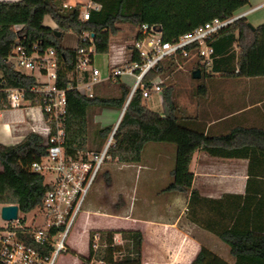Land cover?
<instances>
[{
  "label": "trees",
  "instance_id": "obj_1",
  "mask_svg": "<svg viewBox=\"0 0 264 264\" xmlns=\"http://www.w3.org/2000/svg\"><path fill=\"white\" fill-rule=\"evenodd\" d=\"M98 8L88 9V18L80 20L82 4L73 6L63 4L62 0H0V108L6 107L4 90L9 87L29 88L35 83L33 75L20 72L7 61L15 44L28 51L36 45L40 52L53 48L58 56L57 85L66 88L69 82L75 84V64L80 47L94 46L97 54L108 53L111 37L120 29L121 23H130L136 30L142 23H156L162 28L164 39H171L189 31L208 20L228 19L239 13L249 4V0H91ZM162 8H161V7ZM166 9L173 17L172 24L164 18ZM146 10L156 11L148 18ZM49 16L55 28L43 23ZM246 15L241 16L220 29L210 40L213 48L209 66L200 69V77L212 81L220 78L264 76V23L251 29ZM16 26H20L16 28ZM58 31L60 34L57 35ZM66 31L79 34L88 31L93 34L91 42L77 39L76 46H66L63 36ZM131 47L127 44V48ZM139 61L134 55L128 62ZM253 62V64H252ZM175 64L166 62L160 71L172 70ZM196 69L191 67L190 72ZM151 71L146 79L156 76ZM71 77V79H70ZM111 83L117 90L112 95H101L97 85ZM210 87V86H208ZM200 83L196 93L200 101L208 90ZM128 81L122 77H109L93 87V96H86L74 88L66 89L67 111L64 119L66 131L64 148L68 155L88 150L87 142L96 144L101 150L113 126L90 127L89 113L94 108L115 110L120 113L130 92ZM29 105L42 103L41 96L26 92ZM162 100L166 112L161 114L150 109L141 90L137 89L127 102L122 117L113 133V143L107 154L120 162H139L142 152L150 142L169 143L174 146L175 154L171 169V181L162 189L171 193H189L188 211L194 212V221L211 231L225 242L233 263L225 260L216 252L201 246L190 264H264V228H239L237 220L230 224L229 194L218 199L201 196L192 187L193 172L190 170L192 156L203 151L210 156L248 158V175L264 177V129L257 127H235L224 134H211L207 129V119L201 112L195 115L179 114L177 103L172 97L171 88L162 90ZM46 137L37 131H29L17 143L0 142V203L17 204L20 211L27 213L40 206L44 192L49 187L44 175L31 170L30 165L46 155ZM90 150V149H89ZM107 181L110 180L106 172ZM264 185V180L262 181ZM250 189L249 181L246 191ZM261 187L253 188L260 193ZM240 197V196H239ZM241 209H245L246 197ZM263 198L259 196L261 201ZM214 203L220 205L215 212ZM124 205L121 200L118 208ZM211 211V215H198L196 208ZM260 208V207H259ZM97 232L106 245L100 247L98 258L108 264H141L142 233L140 230H95L90 232L89 254L92 235ZM119 234L124 243L112 244L113 236ZM117 254V255H116ZM116 255V256H115Z\"/></svg>",
  "mask_w": 264,
  "mask_h": 264
},
{
  "label": "built area",
  "instance_id": "obj_2",
  "mask_svg": "<svg viewBox=\"0 0 264 264\" xmlns=\"http://www.w3.org/2000/svg\"><path fill=\"white\" fill-rule=\"evenodd\" d=\"M98 7L94 2L87 4L80 11V20L88 18L89 8ZM244 15L246 12L237 13L228 19L214 18L171 39H164L159 24L142 23L129 43L131 47L128 49L127 45H122L117 50L119 62L110 66L105 79L122 76L132 78L126 102L137 89L141 90L143 98H147L152 91H161L160 84L154 78L162 72L160 70L166 62L171 61L179 68L188 62L199 69L209 66L213 58L209 40L220 29ZM92 37L88 31L77 35V39L82 42H91ZM96 54L92 44L77 50L75 84L69 82L66 88L57 85L59 60L53 48L40 52L33 45L32 50L28 51L17 43L7 58L17 70L35 78V83L29 88H6L5 104L14 109L39 106L40 120L43 122L41 134L46 137L47 152L40 160L33 161L30 168L43 174L49 187L44 192L40 206L36 207L39 211L36 225L33 224L37 216L33 217L31 224H26L19 207L15 219L2 218L1 207L10 204L0 203V264H55L58 255L67 250L69 235L107 157L108 148L113 143L112 130L99 151L79 150L74 155H68L64 148L66 89L74 88L86 96H93V87L105 80L95 65ZM134 55L139 61L129 63L128 59ZM151 71L156 72V76L146 79ZM26 92L41 96L42 103L29 105L25 98ZM115 239L113 236L112 244H118ZM105 245L100 234L95 232L91 239V253L88 251L83 257L82 264H108L97 257L100 247Z\"/></svg>",
  "mask_w": 264,
  "mask_h": 264
},
{
  "label": "crops",
  "instance_id": "obj_3",
  "mask_svg": "<svg viewBox=\"0 0 264 264\" xmlns=\"http://www.w3.org/2000/svg\"><path fill=\"white\" fill-rule=\"evenodd\" d=\"M62 1L67 6L80 3L82 8L92 2L91 0ZM262 5L264 1L240 12H246L247 15L252 9ZM43 23L51 28L56 27L49 16L44 17ZM262 23L264 22L256 23L254 26ZM75 35L76 41L71 47L76 46L77 34ZM106 54L110 57L109 53ZM109 70L110 62L108 72ZM204 84L207 87L210 86L209 91L201 101L196 91L193 92L195 103L190 112L185 114L195 115L201 112L207 119L209 133L224 134L235 127L264 129V76L227 79L216 77L211 82L205 81ZM8 108H1L8 112V120L0 121V142L14 144L29 131H35V127L25 129L17 126L16 123L21 121L19 111ZM3 115L5 116L0 112V117ZM33 116L31 118L30 114H26V123L40 120L38 114L34 113ZM153 148L156 150L153 160L155 164H140L146 171L142 172L141 168L138 171V178L143 195L149 194L147 192L149 190L150 195L164 199L165 204L161 210L153 205L155 214L147 216L123 213L121 207L112 208L111 211L84 209L74 228L71 240L68 241L76 254L72 261L78 264L79 256L84 257L88 253L92 230L134 229L142 233L141 264H190L202 245L233 263L234 256L231 255L229 246L194 221V212L188 211L189 193L162 191L172 179L173 164H161L164 147ZM189 168L193 172L192 187L196 188L201 196L218 199L224 194L230 195L226 198L229 203L224 206L227 210L229 205L230 224L237 220L238 227L242 229L253 228L259 226L258 224L264 228V185L261 184L264 177L259 175L249 177L247 157L222 158L196 151ZM248 181L250 189L246 191ZM255 187H261L260 193L254 192ZM246 196L245 209H241ZM259 196L263 198L261 201ZM214 206L217 212V207L220 208V205L214 203ZM196 210L198 215L213 214L200 207ZM75 244H85V250L75 249L73 247Z\"/></svg>",
  "mask_w": 264,
  "mask_h": 264
},
{
  "label": "rangeland",
  "instance_id": "obj_4",
  "mask_svg": "<svg viewBox=\"0 0 264 264\" xmlns=\"http://www.w3.org/2000/svg\"><path fill=\"white\" fill-rule=\"evenodd\" d=\"M262 1L264 0H249V4L244 6L241 9V11L250 9V7L252 8L256 4ZM159 11L160 10H156V11L146 10L147 17L148 18L154 17L155 13H159ZM160 12L165 13L166 16L163 15L164 18H166V20L169 21L170 24H172L171 18L173 16L170 13H168L166 9H161ZM246 17L248 19V22H250L253 25L259 22H264V5L252 9L250 12L247 13ZM120 26L121 29L116 34H114L110 40V48H109L110 57L106 53L104 54L99 53L96 54L95 56V65L100 70L101 77L103 79H105L108 76L109 62H110V66L119 62L118 61L119 58H116L117 50L119 49V47H121L122 45L124 46L129 44L132 41L134 34L136 32V27L130 23H121ZM75 41H76V35L73 31H66L64 33L63 36L64 45L73 46L75 44ZM192 65L193 64H191L190 62L183 63L182 64L183 68H179L175 66L172 70L169 69L160 72L158 76L154 78V81L160 84L161 91L160 90L152 91L149 97L145 98L146 105L150 109L157 111L161 114H164L166 112V108L162 100V90L165 86H168L171 88L172 97L178 105L179 114L190 112L192 106L195 103V96H194L195 94H193V92L196 91V87L200 83L205 82L204 78L195 79L192 77L190 72ZM216 77L219 76L215 75L214 78ZM122 79H124L125 81L126 80L130 81L128 83L131 87L132 78L128 76H122ZM97 88L99 89L98 91L99 94L101 95H112L115 94L117 90L116 85H113L111 83L99 84L97 85ZM8 109L19 111L18 113L21 116L20 118L21 121L16 123L17 126L24 127L25 129H31L35 127V131L42 133L41 128L43 127V122L41 120H39L38 122L32 121L31 123L30 122L26 123L25 120L26 114H30V117L33 118L34 113H36L39 115L40 118L39 106L21 107L16 109L8 108ZM0 112L5 114V116L3 115L5 118L1 116L0 121L5 119L8 120V116H7L8 112H6V110L3 111V109L1 108H0ZM119 114L120 113L115 110L100 109L96 107L89 113L88 116L90 120L89 121L90 127L91 129L94 130L96 127L101 128L104 126H113L112 127L113 130ZM109 135L106 138L105 142L109 138ZM153 147H160V148L164 147L162 148L164 154L161 156L162 157L161 164H173L175 149L174 146L169 143H158V142L147 143V145L145 146L142 152L143 158L139 162H131V163L120 162L107 154V157L104 163L102 164L101 169L96 177V180L93 183L90 192L86 198V201L82 207V211L78 216L75 225L69 235V240H71L74 228L84 209H91V210L99 209L102 211H111L112 208H118L120 201L123 200L124 205L121 206V208L124 211L123 213L152 216L155 214L152 207L153 205L157 206L159 210H161L162 206L165 204L164 199L161 197H155L153 195H150L149 190H147L149 194H147L146 196L143 195L140 190V183H139L140 180L138 178V171H140V169L142 168L140 164H155L153 160L156 150ZM87 148L88 150H83V151L95 150L96 144L91 142V140L89 139L87 142ZM141 171L144 172L146 170L142 168ZM106 172L109 173L110 176L109 181H107L106 179ZM47 178L48 177H46V179ZM38 214L39 211L37 208H35L27 213H21L20 215L26 218V224H31L33 217L37 216L36 221L33 224L36 225L37 222L39 221ZM114 238H116L115 240L118 242V244L124 243V241L121 239V236L119 234H115ZM73 247L75 249L85 250L84 249L85 244L84 245L75 244ZM75 256L76 254L74 253V250H72L68 244L67 250L65 252H61L58 255L55 264H75L74 261H72ZM78 262H79L78 264H82L83 262L82 256H79Z\"/></svg>",
  "mask_w": 264,
  "mask_h": 264
},
{
  "label": "water",
  "instance_id": "obj_5",
  "mask_svg": "<svg viewBox=\"0 0 264 264\" xmlns=\"http://www.w3.org/2000/svg\"><path fill=\"white\" fill-rule=\"evenodd\" d=\"M247 24L251 29L255 28V26L253 24H251L250 22H247ZM56 32H57V35L60 34L58 31H56ZM92 36H93V34H92ZM191 75L193 78L198 79L201 75L200 69L199 68L194 69L192 71ZM126 105H127V102L124 104V106L122 107V109L120 111V114H119L118 119L116 121V124L113 128V131L116 129V126L118 125V123L122 117V114L126 108ZM17 211H18V205L17 204L3 205L1 207V216H2V218L6 219V220L15 219L17 217Z\"/></svg>",
  "mask_w": 264,
  "mask_h": 264
}]
</instances>
